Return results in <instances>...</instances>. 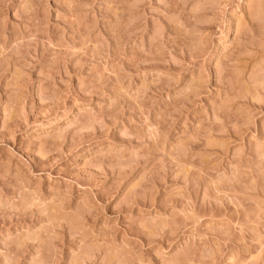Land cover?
<instances>
[{"label": "rangeland", "instance_id": "374dc122", "mask_svg": "<svg viewBox=\"0 0 264 264\" xmlns=\"http://www.w3.org/2000/svg\"><path fill=\"white\" fill-rule=\"evenodd\" d=\"M0 264H264V0H0Z\"/></svg>", "mask_w": 264, "mask_h": 264}]
</instances>
